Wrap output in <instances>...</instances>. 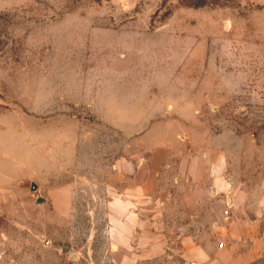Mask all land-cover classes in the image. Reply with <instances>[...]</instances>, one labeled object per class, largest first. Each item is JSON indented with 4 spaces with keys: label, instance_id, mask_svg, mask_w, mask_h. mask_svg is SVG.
Here are the masks:
<instances>
[{
    "label": "rangeland",
    "instance_id": "rangeland-1",
    "mask_svg": "<svg viewBox=\"0 0 264 264\" xmlns=\"http://www.w3.org/2000/svg\"><path fill=\"white\" fill-rule=\"evenodd\" d=\"M151 152L204 154L264 209V0H0V264L192 258L196 200L111 203Z\"/></svg>",
    "mask_w": 264,
    "mask_h": 264
},
{
    "label": "crops",
    "instance_id": "crops-1",
    "mask_svg": "<svg viewBox=\"0 0 264 264\" xmlns=\"http://www.w3.org/2000/svg\"><path fill=\"white\" fill-rule=\"evenodd\" d=\"M172 157L174 155L170 152H151L140 154L133 161L123 158L126 161L125 166L130 168L126 169L122 165L124 169L118 171H122L126 183L120 189L112 187V205L128 211L141 201L157 198L163 200L158 196L170 183L166 193L170 194V199L174 201L175 209H185V213L189 215L193 206L188 208V204L196 200L200 213L202 212L196 218L188 216L189 221L184 222L186 241L193 240V237L188 235H192L190 227L193 224L203 225L200 228L198 226L199 233L203 231L204 226H212L210 233L213 241H208L200 251L187 250L192 257L190 259H196L203 264H259L258 262L264 260V209H253L252 204L248 202L247 192L251 187L230 181L226 188V181L221 184L225 173L221 172L222 176L220 171L215 175L218 170L210 173L206 164L209 160L204 154L190 155L189 157H193L192 162L199 161L200 166L193 163V168L188 170L183 162L188 156H182L174 165L171 164ZM124 171L129 175H125ZM171 173L172 176L169 175ZM172 194H175V197ZM209 202L215 204L209 206ZM221 203H224L223 209L220 207ZM151 219H148V223H162L159 218H153V222ZM146 221H142L144 225L147 224ZM141 233L147 232L144 229ZM214 240H218V243ZM177 249L180 250L179 247Z\"/></svg>",
    "mask_w": 264,
    "mask_h": 264
},
{
    "label": "built area",
    "instance_id": "built-area-1",
    "mask_svg": "<svg viewBox=\"0 0 264 264\" xmlns=\"http://www.w3.org/2000/svg\"><path fill=\"white\" fill-rule=\"evenodd\" d=\"M221 245V243H220ZM183 264H203L200 261L196 260V259H187L183 262Z\"/></svg>",
    "mask_w": 264,
    "mask_h": 264
},
{
    "label": "water",
    "instance_id": "water-1",
    "mask_svg": "<svg viewBox=\"0 0 264 264\" xmlns=\"http://www.w3.org/2000/svg\"><path fill=\"white\" fill-rule=\"evenodd\" d=\"M36 184H35V182H31V189H34V188H36ZM40 199H42V198H40Z\"/></svg>",
    "mask_w": 264,
    "mask_h": 264
}]
</instances>
